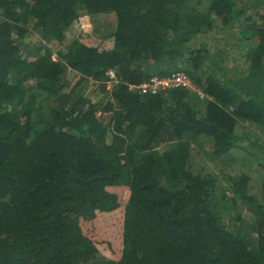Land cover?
<instances>
[{
	"label": "trees",
	"instance_id": "obj_1",
	"mask_svg": "<svg viewBox=\"0 0 264 264\" xmlns=\"http://www.w3.org/2000/svg\"><path fill=\"white\" fill-rule=\"evenodd\" d=\"M176 71L205 97L130 89ZM246 125L264 133V0H0V264H264V184L220 163Z\"/></svg>",
	"mask_w": 264,
	"mask_h": 264
},
{
	"label": "rangeland",
	"instance_id": "obj_2",
	"mask_svg": "<svg viewBox=\"0 0 264 264\" xmlns=\"http://www.w3.org/2000/svg\"><path fill=\"white\" fill-rule=\"evenodd\" d=\"M107 19L105 20L104 24H107L112 21V19L109 16H106ZM102 16H98L96 18L97 20H102ZM99 32V29L98 31ZM227 35L221 36L220 32L218 29H214L210 32H208L206 35L199 37V40H202V43H206L209 45L210 50H217L220 49L224 46L226 40H227ZM93 42H89L90 44H97L99 43L98 37L93 38ZM92 39V40H93ZM238 38H234L232 40V48L233 50L229 51V58L225 61L224 65L228 70L231 71V69L237 68V71H235L232 75H229L232 78L238 77L242 71L245 70L246 68V59L244 58V52L241 49V46H238L237 43ZM91 40V41H92ZM199 40H196L199 41ZM90 41V40H89ZM30 42V48H34L36 43H37V37L33 35V38H29L27 40V43ZM88 43V41H86ZM73 80V78H72ZM205 97V96H201ZM102 118H105L109 120V115H101ZM242 131L247 132V137L248 139L244 141V149L242 150H236L229 154L226 157L222 158V170L224 172V176L227 177H234L236 175H239L241 173L247 174L248 176L251 177V183L253 184V187L251 190L257 195H261L262 189L261 186L264 184V133L261 132L257 128H249L246 125V128H243ZM210 144L207 143L205 144V149L204 152L201 153L200 150L198 152H194V155L197 159L198 163H201L202 159L205 160V165L208 163L209 167L212 169H215L214 163L211 161L213 160L212 155L210 154ZM218 174V171H216ZM220 176L219 178H221ZM221 180H224V178H221ZM124 190H120L119 193L123 194ZM246 215V214H244ZM120 218V217H119ZM251 216L247 214L244 217V220H250ZM121 226V223H119ZM98 231L102 235L103 238L105 239H114L113 231L115 230L114 228H111V223L110 219H103L99 222L98 224ZM117 233H120V228L117 229ZM118 237V236H116Z\"/></svg>",
	"mask_w": 264,
	"mask_h": 264
},
{
	"label": "built area",
	"instance_id": "obj_3",
	"mask_svg": "<svg viewBox=\"0 0 264 264\" xmlns=\"http://www.w3.org/2000/svg\"><path fill=\"white\" fill-rule=\"evenodd\" d=\"M109 76L112 81L117 79L115 71H110ZM173 88H184L190 92L204 96L201 89L197 87L190 76L183 71H176L170 76H153L143 85L130 86L131 90H138L142 95H157L162 91H168Z\"/></svg>",
	"mask_w": 264,
	"mask_h": 264
},
{
	"label": "crops",
	"instance_id": "obj_4",
	"mask_svg": "<svg viewBox=\"0 0 264 264\" xmlns=\"http://www.w3.org/2000/svg\"><path fill=\"white\" fill-rule=\"evenodd\" d=\"M111 15V14H110ZM90 23H85V26L83 27V29H85L86 32H90L92 30V28L89 26ZM97 36H92V38H87V39H83V43L88 45V46H99L101 49H104V50H110L113 48L114 46V40L113 39H109V40H101V38L98 37L99 40V43L97 44H90L89 42H93L94 43V40L93 38H95ZM93 39V40H92ZM90 40V41H89ZM92 40V41H91ZM88 41V43L86 42Z\"/></svg>",
	"mask_w": 264,
	"mask_h": 264
},
{
	"label": "clouds",
	"instance_id": "obj_5",
	"mask_svg": "<svg viewBox=\"0 0 264 264\" xmlns=\"http://www.w3.org/2000/svg\"><path fill=\"white\" fill-rule=\"evenodd\" d=\"M110 72V71H109ZM109 72H108V76H109ZM109 78H110V76H109ZM111 80V79H110ZM112 81V80H111Z\"/></svg>",
	"mask_w": 264,
	"mask_h": 264
}]
</instances>
